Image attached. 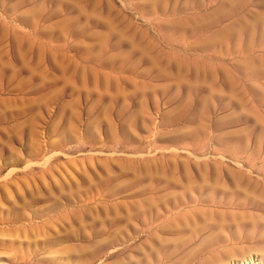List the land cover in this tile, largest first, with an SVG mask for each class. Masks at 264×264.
I'll list each match as a JSON object with an SVG mask.
<instances>
[{"label": "rangeland", "instance_id": "obj_1", "mask_svg": "<svg viewBox=\"0 0 264 264\" xmlns=\"http://www.w3.org/2000/svg\"><path fill=\"white\" fill-rule=\"evenodd\" d=\"M218 1L230 26L237 0H0V264H183L192 220L175 205L206 152L233 165L223 146L241 137L264 165V80L208 48ZM158 210L109 247L124 214ZM251 239L219 263L264 264Z\"/></svg>", "mask_w": 264, "mask_h": 264}, {"label": "bare ground", "instance_id": "obj_2", "mask_svg": "<svg viewBox=\"0 0 264 264\" xmlns=\"http://www.w3.org/2000/svg\"><path fill=\"white\" fill-rule=\"evenodd\" d=\"M211 1L214 0H206V5L209 6ZM213 3L215 5V2ZM218 3L219 1L216 4L218 5ZM261 3L264 6V0H261ZM247 4V0H237L235 2L231 13L234 14L232 16L233 19H235L234 16L236 15V19L227 27L219 25L217 28L215 26L221 24L228 14H225V11V13L223 11L221 13L219 5L216 7L215 17L212 18L208 15L206 26H215L217 29L211 35L214 40L213 45L207 46L213 49L215 53H235L240 59L243 58L244 65L241 66L244 70L240 74L243 78L240 77L239 79L255 83L264 80V12L258 13L253 22L237 27L236 24L240 25L241 21L238 14ZM241 13L244 15L243 12ZM224 75L226 76L227 74ZM229 78L230 76L226 78L227 82ZM228 84L230 85V80ZM257 137L264 139L263 135ZM233 141L236 143L234 144V142L227 140L223 146L224 149H221L224 150L222 152H225L228 157H231L237 163L233 165L225 164L223 159L221 161L219 158H213L212 156L215 155H210L204 150L206 155L204 152L205 156L203 157L204 161L200 164L199 177H194L191 172L189 179H187L188 181L185 186L188 200L187 206L184 207L183 202H178L175 205V207L183 210L189 216V219L192 220L189 223L191 235L181 250L182 258H184L183 264H221L219 262L225 260V255H231L232 248L249 242L252 240V235H257V237L264 239V224H260L257 221V218L264 211V203L251 201V192L248 190L249 188L257 189L264 196V165H259L249 158L250 154L247 153L249 146L247 142H241V137ZM253 148L252 152H259L257 151V146ZM224 156L222 154V157ZM141 215L143 214L137 212L136 217L133 218L129 213L124 214L121 218L123 224L118 229L109 230L111 240L109 247L118 249L121 253H124L127 249L122 246L124 240H129L131 237L129 229L131 228L132 220H137L141 225L140 228H134L133 232L136 231L138 233L142 230L147 231L156 220L163 216L159 210L154 215L153 213L146 217L143 215L142 218L140 217ZM180 215L184 216V214ZM238 228L240 229L237 236L236 230ZM121 240L122 242L118 243ZM235 240L238 243H235Z\"/></svg>", "mask_w": 264, "mask_h": 264}]
</instances>
